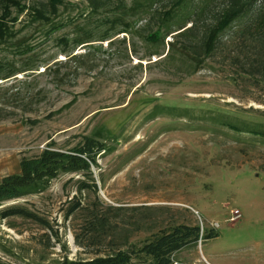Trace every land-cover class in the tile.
<instances>
[{
  "label": "rangeland",
  "instance_id": "obj_1",
  "mask_svg": "<svg viewBox=\"0 0 264 264\" xmlns=\"http://www.w3.org/2000/svg\"><path fill=\"white\" fill-rule=\"evenodd\" d=\"M64 2L61 31L52 35L15 12V35L0 42L3 76L21 72L0 80V95L14 106L0 123V183L50 145L69 152L94 138L109 150L97 157L93 179L63 174L46 192L0 207V264L90 261L181 225L217 237L177 253L179 264H264V138L228 127L264 132V81L239 75L238 25L193 74L186 61L166 58L172 38L159 46L145 39V19L101 42L114 32L105 16L89 17L87 0ZM82 32L94 42L74 52L83 59L69 61L63 40ZM11 207L49 227L3 220ZM95 216L107 225L95 227Z\"/></svg>",
  "mask_w": 264,
  "mask_h": 264
},
{
  "label": "trees",
  "instance_id": "obj_2",
  "mask_svg": "<svg viewBox=\"0 0 264 264\" xmlns=\"http://www.w3.org/2000/svg\"><path fill=\"white\" fill-rule=\"evenodd\" d=\"M91 14L105 16L106 24L112 34L100 37L101 42L112 39L120 34L133 31L132 19L143 18L149 33L146 40L156 46L169 43L168 60L182 59L187 67L196 73L200 61L205 62L219 48L223 35L238 25L232 34L233 40L240 46L237 53V64L240 74L252 79L264 81V0H87ZM66 7L64 0H38L34 5L27 6L21 0H0V42L14 37L11 24H16L18 15L32 16L34 23L52 27L51 34L64 28L58 24L60 12ZM106 13V14H105ZM142 19V20H143ZM83 31V30H82ZM75 38L63 40L66 50L63 51L69 61H77L73 56L76 49L94 42L92 32L76 34ZM156 52L154 55H158ZM5 70L0 68V80H7L18 73L16 70L3 76ZM1 90V88H0ZM10 99V100H9ZM5 99L0 95V123L14 115L13 97ZM244 125V124H243ZM228 124L231 131L237 134H248L263 137L264 132L246 125ZM108 146L97 139L86 138L83 146L65 152L50 145L39 155L24 158L20 162V174L10 175L0 183V207L14 200L46 192L51 183L63 174H82L93 179V168L98 167L97 157L107 153ZM94 181V180H91ZM97 191V186L93 185ZM76 211V210H75ZM2 219L23 218L49 227L48 222L39 218L27 209L11 207L2 212ZM99 222L96 226L104 228V219L95 216ZM210 233L201 236L199 227L179 226L171 232L156 234L143 247L127 251H118L113 255L96 258L90 261H71L63 259L50 264H179L174 256L191 245H197L203 239L216 238Z\"/></svg>",
  "mask_w": 264,
  "mask_h": 264
}]
</instances>
